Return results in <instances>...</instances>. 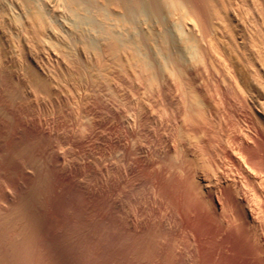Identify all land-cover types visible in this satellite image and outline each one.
I'll list each match as a JSON object with an SVG mask.
<instances>
[{"label":"bare ground","instance_id":"1","mask_svg":"<svg viewBox=\"0 0 264 264\" xmlns=\"http://www.w3.org/2000/svg\"><path fill=\"white\" fill-rule=\"evenodd\" d=\"M0 166V264H264V0H0Z\"/></svg>","mask_w":264,"mask_h":264},{"label":"rangeland","instance_id":"2","mask_svg":"<svg viewBox=\"0 0 264 264\" xmlns=\"http://www.w3.org/2000/svg\"><path fill=\"white\" fill-rule=\"evenodd\" d=\"M55 124H56V122L53 124L54 126L48 124L49 126L46 125L45 127H48V128H50V129H52V130H53L54 132H56V133L58 132L57 134L62 133V130H61L58 126H56ZM51 126H52V127H51ZM55 126H56V128H55ZM103 132H104V131H103ZM105 134H106V132L104 133V135H105ZM93 142H94V141H93ZM99 143L102 144V145H105V142H104V141H101L100 139H99ZM58 145H60L61 147L63 146V145H61V144H57V146H58ZM89 145L91 146L92 143H91V144L89 143ZM106 146H107V144H106ZM106 146H105V149H108L109 146H108V147H106ZM85 149H86V148L83 149V152H82V150H81V151H80V150H77V151L73 150V151H71V152L69 153V156H68V152H67V154H66L67 156H66V157L69 158V157L71 156V159H67V158H66V160H68L69 163L71 164L72 162H70V161H71V160L73 161V159L75 158V160H74L73 163H72V164H74L75 161H76V163L74 164L75 167H74V168L71 167V169L74 170V169L76 168V166H77V165H76L77 163L81 164V163H83V161L86 162L88 159H90V160H88L87 163L84 165L85 167H86V166H88V167L90 166V167H89V168L86 167V169H83V168H84V166H83V167H82L83 170L80 169V171L76 173V177L78 176V177H77L78 179H79V177L82 178V176H83V178L81 179L82 181L79 179V180H80V184L83 182V183L81 184L82 186H86V185L88 184L86 187H90L91 184H95V183H96L95 181H97V179H99V177H100V179L102 178L101 180H103V175H101V174H104V173H105V174H104V177H106L105 175H106V172H108V171H107V170H104V169L101 170L102 172L99 171L98 173L92 171L94 168L92 167L93 164L91 165V163H92L91 161H93V156L96 155V154L90 152V150H89V146H88V149H86V150H85ZM74 151H75V152H74ZM84 151H85V152H84ZM88 151H89V152H88ZM78 152H79V153H78ZM86 152H87V153H86ZM77 153H78V154H81V153H82V154H81V155H78ZM83 153H84L85 155H84ZM88 153H89V154H88ZM106 153H107V151H106ZM73 154H75V155H73ZM107 154H108V153H107ZM86 156H87V157H86ZM78 157H79V158H78ZM105 157H106V156H105ZM77 158H78L79 160H78ZM80 158H81V159H80ZM76 159H77L78 161H77ZM82 159H84V160H82ZM80 161H82V162H80ZM85 162H84V163H85ZM88 163H89V164H88ZM87 164H88V165H87ZM0 167H1V166H0ZM92 168H93V169H92ZM1 170L4 171V169L1 167V169H0V174L2 173ZM94 170H95V169H94ZM4 172H5V171H4ZM113 173H115V172H113ZM84 174H85L86 176H85ZM95 174H97V175H95ZM99 174H100V176H99ZM110 174H112V173H110ZM127 174H129V173H127ZM87 175H88V176H87ZM89 175H90V176H89ZM113 175H115V176H113ZM116 175H117V176H116ZM118 175H119V177H118ZM110 176H112L111 178H112L113 180H114V178H115V180H116V181L114 180L115 182H118V180L122 179L123 174H122V176H120V174H112V175H110ZM110 176H109V177H110ZM127 176H128V178H127ZM127 176L123 178L124 180L122 179L123 183L125 182L124 184L122 183V187H123L122 189H125V188H126V189H125V190H122L121 192H119L118 194L115 195V197H116V198H115V201H116L117 206H119V207H121V204H123L122 207H124V208H123L124 211H127V209L129 210V207H131L130 210H129V212H127V213H129L130 215L132 214L131 217L136 218V215H134V214H135L134 209H137L139 206H144V205L147 206V200H145V197H144V195L146 196L145 191H144V189L146 188V185H144V184L141 185V183L138 182L137 178H133V179H132L131 177H133L134 175H132V176H131V175H127ZM85 177H87V180H85V179H86ZM88 179H89L90 181H88ZM92 179L95 180V181L93 180L94 183L92 182ZM84 181L87 182V184L84 183ZM126 181H128V183H127ZM133 181H134V182H133ZM136 181H137V182H136ZM89 183H90V184H89ZM131 183L135 184L136 187H135V188H134V186L131 187ZM127 184H130V187H129V185L127 186ZM0 185H1L0 187L4 190L5 194L7 193V195H9V196H10V195H11V196H14V197H15L14 199L19 198L18 192L20 191V189L23 190V188H22L23 186H22V185L19 187L18 190H14V191H16V193L12 190V188H10L9 186H7V185H5V184H3V183L1 184V182H0ZM140 185H141V186H140ZM143 186H145V187H143ZM5 187H6V190H5ZM127 188H128V189H127ZM131 189H132V190L136 189V191H135V190L132 191ZM140 189H142L143 191L140 190ZM23 191H24V190H23ZM137 191H140V192L137 193ZM13 192H14V194H13ZM127 192H128V193H127ZM130 193H131V194H130ZM133 194H134V195H133ZM141 194H142V195H141ZM126 195H127V196H126ZM131 195H132V197H133L134 200L131 201V203L129 204V207H128V204H127V203H128L129 201H126V200H129V198H130ZM137 195H138V196H137ZM16 196H17V197H16ZM124 196H125V197H124ZM135 196H136L137 198H136ZM140 198H141V199H140ZM123 199H124V200H123ZM135 199H136V200H135ZM139 199H140V200H139ZM141 200H143L142 203H139V202H141ZM124 201H126V203H125ZM145 201H146V202H145ZM132 202H133V203H132ZM135 202H137L138 205H137V203H135ZM143 202H144V203H143ZM6 205H7V204H6ZM126 207H128V208H126ZM148 207H149V206H148ZM148 207L146 208V210H145V208H144V211H146V213L150 214V212H149L150 210H148ZM132 210H133L134 212H133ZM142 215H143V213H142ZM144 217H146V216H144ZM66 232H67V231H66ZM61 233H63V232H60V234H61ZM56 237H57V236H56Z\"/></svg>","mask_w":264,"mask_h":264}]
</instances>
